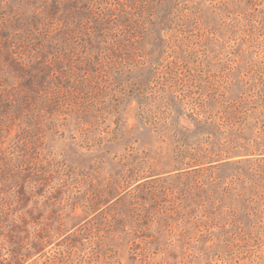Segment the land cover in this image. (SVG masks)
I'll list each match as a JSON object with an SVG mask.
<instances>
[{
	"label": "rangeland",
	"instance_id": "374dc122",
	"mask_svg": "<svg viewBox=\"0 0 264 264\" xmlns=\"http://www.w3.org/2000/svg\"><path fill=\"white\" fill-rule=\"evenodd\" d=\"M262 150L264 0H0V264H264Z\"/></svg>",
	"mask_w": 264,
	"mask_h": 264
},
{
	"label": "trees",
	"instance_id": "16d2710c",
	"mask_svg": "<svg viewBox=\"0 0 264 264\" xmlns=\"http://www.w3.org/2000/svg\"><path fill=\"white\" fill-rule=\"evenodd\" d=\"M263 151H264V150H262V151H261V152H259L258 154H260V155L264 154V153H263Z\"/></svg>",
	"mask_w": 264,
	"mask_h": 264
}]
</instances>
